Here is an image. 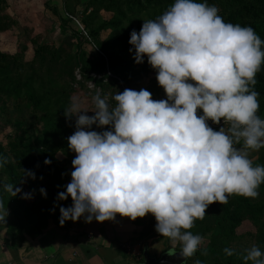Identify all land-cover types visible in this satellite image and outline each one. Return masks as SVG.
<instances>
[{
	"label": "clouds",
	"instance_id": "obj_1",
	"mask_svg": "<svg viewBox=\"0 0 264 264\" xmlns=\"http://www.w3.org/2000/svg\"><path fill=\"white\" fill-rule=\"evenodd\" d=\"M218 12L207 0H173L157 18L143 20L139 32H130L134 62L147 57L167 99L125 88L113 96V105L97 90L93 109L82 108L75 98L64 109L66 118L75 116V131L67 140L76 155L71 181L56 197L72 199L71 206L59 207L61 224L81 217L113 220L117 213L135 220L151 213L155 230L181 245L185 264L203 243L188 230L204 218L209 204H226L232 194L258 197L264 166H253L247 149L264 147L254 88L264 64V40L251 26L225 22ZM222 119L230 125L227 131L207 123ZM93 125L102 130H92ZM241 140L244 147L237 148ZM6 162L0 157V167ZM23 172L36 178L31 170ZM0 187L11 196L21 193L14 184ZM39 191L46 198V190ZM0 210L3 222L2 201ZM223 251L231 256L235 250ZM245 253V264H264V251L255 244Z\"/></svg>",
	"mask_w": 264,
	"mask_h": 264
},
{
	"label": "trees",
	"instance_id": "obj_2",
	"mask_svg": "<svg viewBox=\"0 0 264 264\" xmlns=\"http://www.w3.org/2000/svg\"><path fill=\"white\" fill-rule=\"evenodd\" d=\"M63 14H59L63 25L73 23L68 40L33 38L32 54L28 46H20L15 53L0 49V157L7 162L0 167V185L14 184L21 193H32L30 199L21 193H11L0 187V201L13 218L8 225L12 249H20L28 239L40 235L49 219L60 223L59 207L71 206L68 200H57L69 179V160L58 159V153L68 147L67 137L75 131V116L66 118L64 109L73 98L83 92L92 99L97 90L115 104L113 96L125 88L139 91L141 88L158 98L163 89L157 82L156 71L147 63L134 62L129 48L130 32H139L143 20L155 19L173 3V0H61ZM203 2V0H199ZM215 5L218 14L225 20L241 26H251L264 40V0H207ZM83 6V17L73 22ZM8 0H0V33L11 31L16 20L9 14ZM53 11V12H54ZM54 12V13H55ZM69 15V16H68ZM81 27L83 29H81ZM85 32L87 37L83 34ZM61 30V35H66ZM79 40L73 51L74 40ZM57 45H54L56 44ZM87 44L84 51L83 45ZM89 48V51H88ZM80 77V78H79ZM146 80L148 85L145 84ZM254 86L259 93L257 115H264V64L256 74ZM89 83L95 89L90 91ZM202 114V110H197ZM207 123L219 130L228 123ZM104 126L103 130H107ZM92 130L101 131L96 125ZM236 145L244 147L241 140ZM253 163L264 166V147ZM45 159L51 161L45 164ZM31 170L36 178L23 176ZM46 190V198L40 194ZM260 196L255 199L232 194L226 204L213 202L205 209L203 219L194 220L188 231L207 238L187 264H245L241 254H246L250 242H255L264 251V183L259 186ZM154 216L152 217V219ZM248 224L251 229L239 233ZM150 236V235H149ZM167 244L165 252L180 251L181 245L161 236L157 238ZM225 248L234 249L229 256ZM143 260V257H142ZM247 264H252L248 261Z\"/></svg>",
	"mask_w": 264,
	"mask_h": 264
},
{
	"label": "crops",
	"instance_id": "obj_3",
	"mask_svg": "<svg viewBox=\"0 0 264 264\" xmlns=\"http://www.w3.org/2000/svg\"><path fill=\"white\" fill-rule=\"evenodd\" d=\"M8 1L13 5V0ZM47 2L52 5H47L48 8L53 11L56 9L60 15L63 14L61 0H46ZM52 15L55 16V13L52 12ZM45 17L53 19L48 13ZM53 25L52 30L45 33V39L62 40L60 24L55 22ZM261 118L264 119V115ZM60 152H63V159L60 160L70 161L65 191L66 185L71 181L73 170L71 162L76 153L69 148ZM66 200L72 204L70 196ZM2 214L3 211L0 210V215ZM146 215L132 220L117 213L113 220L100 222L93 217L91 222H85L81 217L76 221L67 220L63 224L49 219L40 235L28 239L20 249L15 250L12 249L10 237L7 235L8 225L13 218L7 209L3 222L0 221V264H140L134 262L129 257L130 253L123 247L129 244L133 249L141 251L147 239ZM89 234L93 235L90 237Z\"/></svg>",
	"mask_w": 264,
	"mask_h": 264
},
{
	"label": "rangeland",
	"instance_id": "obj_4",
	"mask_svg": "<svg viewBox=\"0 0 264 264\" xmlns=\"http://www.w3.org/2000/svg\"><path fill=\"white\" fill-rule=\"evenodd\" d=\"M87 1V0H84ZM62 2V1H61ZM10 9L8 10L9 14L16 20L17 24L14 27L13 30L8 31L7 33H0V49L8 52H16L17 48L20 46H28L30 48V54H32V47H33V38H37L38 41H44L45 40V33L50 32L52 30L53 23H58L61 26V29L65 30L68 34V36L63 35L64 40H68L67 38H70L72 35L71 29L74 28L73 23L69 22L68 24L63 25L59 17L57 18V13L55 12V16L52 15L53 10L48 8V6H52L49 2L46 3V0H13L10 4ZM48 5V6H47ZM78 13L75 16L68 15L69 18L72 19L73 22L74 19L79 20L83 17V6L80 7ZM50 9V10H49ZM53 12V13H54ZM49 14V17L53 18H46V14ZM51 15V16H50ZM41 21V23H39ZM70 27V28H69ZM81 29H83L81 27ZM83 34L87 37L85 32ZM61 35V36H62ZM56 42V41H55ZM79 44V40H74V47L73 51H76V45ZM54 45H57L54 44ZM84 51L87 48V44L84 43L83 45ZM89 51V50H88ZM80 78V77H79ZM145 84L148 85V81L146 80ZM89 89L92 91L95 89V86L93 83H89ZM76 100L79 101L82 108L85 109H93L94 104L92 102V99L89 98V96L85 95L83 92H79L74 97ZM161 99H167L166 94L164 92V89H161L160 95L158 98H154V100H161ZM87 115L91 116L94 113L92 111H88L86 113ZM225 131L228 130L227 127H224ZM237 148H243L241 146L235 145ZM249 158L253 161V163L259 158V152L257 150H251L247 149ZM59 159H63V152H60L57 156ZM259 192V188H258ZM259 194L258 196H260ZM147 223L145 224V230H146V243L149 246L150 253L154 256H160L161 254L165 253L167 244L164 241H159L157 238L159 237V233L155 230V224L157 223L155 220V217L152 219L153 215L151 213H148L147 215ZM145 217V216H144ZM251 227L246 224L243 226L239 233L245 232L247 230H250ZM150 235V236H149ZM207 238L203 239L204 244L207 243ZM255 244V242L249 243V248ZM177 243H173V247H175ZM129 257L134 262H139L140 264L143 263L142 260V249L140 256H136L130 254ZM136 258H138L136 260ZM190 264H195L194 262Z\"/></svg>",
	"mask_w": 264,
	"mask_h": 264
},
{
	"label": "water",
	"instance_id": "obj_5",
	"mask_svg": "<svg viewBox=\"0 0 264 264\" xmlns=\"http://www.w3.org/2000/svg\"><path fill=\"white\" fill-rule=\"evenodd\" d=\"M179 252L180 251L169 250L160 256H154L150 253L149 246L146 243L142 248V264H183L185 258L181 257ZM188 259L189 258L186 259L185 264H187Z\"/></svg>",
	"mask_w": 264,
	"mask_h": 264
},
{
	"label": "built area",
	"instance_id": "obj_6",
	"mask_svg": "<svg viewBox=\"0 0 264 264\" xmlns=\"http://www.w3.org/2000/svg\"><path fill=\"white\" fill-rule=\"evenodd\" d=\"M74 21H75L79 26H81L80 23H79V21H78L77 19H74ZM85 34H86V33H85ZM86 35H87V34H86ZM225 123H227V122H225ZM221 124H224V122L222 121ZM92 235H93V234H89L90 237H91ZM123 248H124L125 250H127L130 254L133 253V255H136V256H140V254H141V251H140V250L133 249L129 244H125Z\"/></svg>",
	"mask_w": 264,
	"mask_h": 264
}]
</instances>
